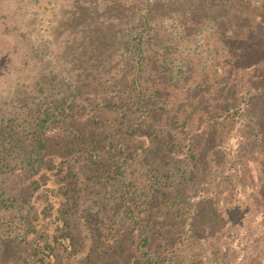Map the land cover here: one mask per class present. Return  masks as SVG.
Returning a JSON list of instances; mask_svg holds the SVG:
<instances>
[{
	"label": "trees",
	"instance_id": "obj_1",
	"mask_svg": "<svg viewBox=\"0 0 264 264\" xmlns=\"http://www.w3.org/2000/svg\"><path fill=\"white\" fill-rule=\"evenodd\" d=\"M126 1L140 14L123 41L128 80L73 92L20 129L11 118L0 127V174L26 180L19 194L0 186V207L25 209L0 217V264H264V0ZM199 21L232 57L231 101L195 129L176 127L180 138L152 167L140 160L152 173L142 185L130 169L165 115L143 96V78L183 73L168 27L184 26L185 36ZM216 124L202 162L203 134Z\"/></svg>",
	"mask_w": 264,
	"mask_h": 264
},
{
	"label": "rangeland",
	"instance_id": "obj_2",
	"mask_svg": "<svg viewBox=\"0 0 264 264\" xmlns=\"http://www.w3.org/2000/svg\"><path fill=\"white\" fill-rule=\"evenodd\" d=\"M175 23L168 27L173 34L171 57L185 68L183 73L171 80L154 75L142 82L143 96L151 99L158 113H165L154 122L152 137L156 139L148 153H141L130 169L137 170L142 185L148 183L152 173L143 174L147 168L140 165V160L149 158L152 167L164 154L160 152L164 144L180 138V134L174 136L176 127L190 123L195 129L231 101L229 93L234 90L232 57L224 50L216 51L220 40L214 28L201 21L191 23L190 34L184 36L185 27ZM139 28L140 14L126 0H0V127L11 118L20 129L31 114L73 98V92L91 95L101 81L106 86L128 80L131 55L123 41ZM217 63L222 64L221 70L216 69ZM104 116L110 118L112 114L105 112ZM221 126L206 127L204 146L198 154L202 162L203 158L211 161L210 147L216 140L213 136L222 131ZM189 131L192 129L183 135ZM229 136L227 130L225 138ZM199 137L201 140L202 135ZM253 145L250 143L249 151L256 150ZM215 156L219 159L217 152ZM20 173L9 177L8 173L0 174V186L21 193L26 180ZM13 206L0 207V217L25 210ZM259 261L254 259L252 264H261Z\"/></svg>",
	"mask_w": 264,
	"mask_h": 264
}]
</instances>
